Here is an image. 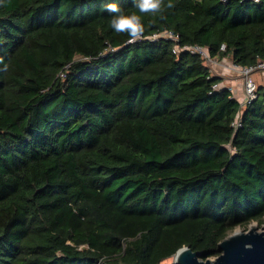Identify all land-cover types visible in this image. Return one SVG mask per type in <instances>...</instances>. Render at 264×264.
I'll return each instance as SVG.
<instances>
[{
    "label": "trees",
    "instance_id": "obj_1",
    "mask_svg": "<svg viewBox=\"0 0 264 264\" xmlns=\"http://www.w3.org/2000/svg\"><path fill=\"white\" fill-rule=\"evenodd\" d=\"M171 2L163 20L133 0L0 4V264L206 259L264 222L263 86L242 104L173 51L264 59V0ZM109 3L142 16V38L112 30ZM164 30L178 39L149 38Z\"/></svg>",
    "mask_w": 264,
    "mask_h": 264
},
{
    "label": "water",
    "instance_id": "obj_2",
    "mask_svg": "<svg viewBox=\"0 0 264 264\" xmlns=\"http://www.w3.org/2000/svg\"><path fill=\"white\" fill-rule=\"evenodd\" d=\"M219 253L213 258H200L189 246L179 247L172 264H264V229L251 224L247 229L235 230L217 243Z\"/></svg>",
    "mask_w": 264,
    "mask_h": 264
},
{
    "label": "clouds",
    "instance_id": "obj_3",
    "mask_svg": "<svg viewBox=\"0 0 264 264\" xmlns=\"http://www.w3.org/2000/svg\"><path fill=\"white\" fill-rule=\"evenodd\" d=\"M3 0H0V4ZM134 7L141 14H159L160 19H166L164 11L174 7L171 0L165 3V0H133ZM107 12L112 14L111 28L117 33H126L130 41L139 40L145 32V25L142 16L137 13L125 14V12L116 4L109 3L105 6ZM0 63H3V57H0ZM7 65H4V71L7 70Z\"/></svg>",
    "mask_w": 264,
    "mask_h": 264
},
{
    "label": "built area",
    "instance_id": "obj_4",
    "mask_svg": "<svg viewBox=\"0 0 264 264\" xmlns=\"http://www.w3.org/2000/svg\"><path fill=\"white\" fill-rule=\"evenodd\" d=\"M160 36L168 37L175 41L178 39L177 34H174L168 30H164L158 33H153L149 38L156 39ZM127 42L131 43L132 41H130V38H128ZM181 49H186L190 52H196L200 54L203 57L205 63L210 64V66H213V64H215L218 61V58L216 56H210L207 48L201 45L194 44V45L179 46L177 43H174V46H173L174 52H178ZM220 49L221 50L225 49L224 43L220 44ZM229 67L233 71H236V73L242 79V88H243L244 97L242 98L240 102L243 104L255 98L257 96L259 84L252 74L255 73L256 71L264 70V59H259L254 64H251V65H239V64L232 62ZM220 86H222L221 83H217L214 85V87H220ZM262 86L264 90V85ZM227 88L233 93L232 86H227Z\"/></svg>",
    "mask_w": 264,
    "mask_h": 264
},
{
    "label": "crops",
    "instance_id": "obj_5",
    "mask_svg": "<svg viewBox=\"0 0 264 264\" xmlns=\"http://www.w3.org/2000/svg\"><path fill=\"white\" fill-rule=\"evenodd\" d=\"M218 61L213 64L210 68L211 73L221 77V85L232 86L233 95L236 96L240 101L244 97L242 88V79L236 73L230 69V64L233 62L229 57H217ZM231 62V63H230ZM256 81L260 85H264V70L256 71L252 74Z\"/></svg>",
    "mask_w": 264,
    "mask_h": 264
},
{
    "label": "rangeland",
    "instance_id": "obj_6",
    "mask_svg": "<svg viewBox=\"0 0 264 264\" xmlns=\"http://www.w3.org/2000/svg\"><path fill=\"white\" fill-rule=\"evenodd\" d=\"M231 63V62H230ZM209 66V68H211L212 66H210V64H207ZM251 224H255L258 226V229L259 230H262L264 229V222L261 223L260 225L256 222V221H251L248 225H245V226H237L235 227L234 229L235 230H244V229H247ZM232 232V231H231ZM214 256L210 257V258H213ZM173 262V255L169 258H166L162 261V264H172Z\"/></svg>",
    "mask_w": 264,
    "mask_h": 264
}]
</instances>
